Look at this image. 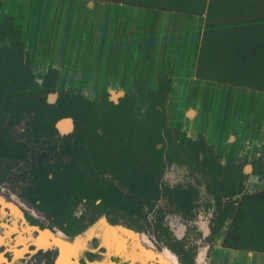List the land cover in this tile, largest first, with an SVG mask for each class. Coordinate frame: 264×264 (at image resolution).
Here are the masks:
<instances>
[{"label":"flooded vegetation","instance_id":"af4514ba","mask_svg":"<svg viewBox=\"0 0 264 264\" xmlns=\"http://www.w3.org/2000/svg\"><path fill=\"white\" fill-rule=\"evenodd\" d=\"M34 79L36 81L35 74ZM59 90L62 89L56 87L54 92L47 94L49 109L56 116L52 128L30 132L23 130L27 142L44 146L42 152H31L24 158L18 170V176L24 181L20 182L19 196L25 206L15 208L9 196L0 192V264H173L168 259V252L160 247V239L149 233L153 241L149 243L141 237L145 233L140 220L147 223L146 213L142 211L141 203L121 190V187H127L142 194L153 187L156 192L165 169L173 163L183 165L193 174L198 172L205 176L200 182H205L204 187L213 196L208 211L205 208L196 210V206L201 205L196 202V186L191 190L186 186L180 190L183 195L180 212L188 225L191 228L197 226V217L204 215L202 223L204 238L207 239V264L211 261L212 252L219 248L264 252V172L257 170V161H252V169L245 171L244 163L232 160L240 165L243 176L241 179L233 176L223 179L219 170L211 172L204 164L192 162L194 159L189 153L173 158V148H169L165 137L164 165L159 174L153 166V153L143 154L138 148L132 154V141L126 140L130 133L116 130L117 125L110 114L114 109L108 103L119 105L122 96L115 101L105 93V101L104 93L100 98L93 99L80 94L92 102H56ZM72 103H90L87 106L89 111L106 112L100 121L102 128L93 123L94 119L84 124ZM135 105L138 111L146 112L150 103L144 104L135 99ZM33 110L27 108L22 111L26 114L24 128L28 126L27 121L33 118ZM166 121L171 135L181 132L185 140L188 139L185 131L169 123L167 114ZM5 142L11 146L0 159L16 151L12 139ZM156 146L161 148L162 143H156ZM205 152V149L199 150V161H203ZM212 154L222 166L231 160L223 163L214 148ZM256 182L263 188L258 192L249 191V186ZM100 193L106 197H101ZM162 194L164 191H157L156 200ZM255 202L257 205H254ZM80 204L83 209L77 212ZM63 218H77L83 227L70 232L56 221ZM97 220H101L106 228L91 230L88 243H82L79 240L81 234ZM62 223L71 230L74 227L64 220ZM204 231L197 229L198 234ZM166 233L171 240H177L170 232ZM56 238L63 244L55 242L53 239ZM167 239L161 241L162 244L174 252ZM192 248L184 249L190 251ZM189 254L192 263L197 264L192 253ZM180 262L185 264L181 258Z\"/></svg>","mask_w":264,"mask_h":264},{"label":"crops","instance_id":"0c3cea01","mask_svg":"<svg viewBox=\"0 0 264 264\" xmlns=\"http://www.w3.org/2000/svg\"><path fill=\"white\" fill-rule=\"evenodd\" d=\"M5 16L13 17L39 83L55 68L59 89L115 101L127 94L146 104L168 75L172 126L203 138L223 163L264 166V93L195 75L204 14L122 0H0V23ZM209 264H264V252L219 248Z\"/></svg>","mask_w":264,"mask_h":264},{"label":"trees","instance_id":"16d2710c","mask_svg":"<svg viewBox=\"0 0 264 264\" xmlns=\"http://www.w3.org/2000/svg\"><path fill=\"white\" fill-rule=\"evenodd\" d=\"M122 1L145 7L204 14L195 75L216 82L264 91V0ZM6 37H10L9 45L0 47V157L6 155L10 149L11 145L2 137H6L9 128L14 125L17 113L27 108L34 109L33 118L27 121L28 126L23 129L27 132L49 130L56 118L55 113L49 109L47 94L56 90L57 70L51 68L45 72L41 84L35 81L28 54L20 40V32L13 25L11 16H5L0 23V42ZM170 88L171 78L168 75L161 76L158 87L147 94L150 106L146 112L138 111L135 97L127 94L120 97L119 105L108 103L114 109L110 114L117 125L116 130L130 133L126 140L132 141V154L138 148L143 154L153 153V166L160 174L164 165L162 156L166 137L169 148H173V158H180L182 153H189L194 159L192 162L204 164L211 172L219 170L223 179L229 176L241 179L243 174L240 165L232 160H229L226 166L220 165L213 157L212 145L204 139L194 140L188 137L185 140L184 133L175 132L174 136L170 134L165 111V100ZM106 98L104 93L103 99ZM56 102L92 101L62 89L59 90ZM88 104L72 103V107L78 110L77 115L84 124L94 119L93 123L102 128L100 121L107 113L103 110L89 111ZM69 113L75 115L73 111ZM159 142L162 143L161 148L156 146ZM200 149L206 150L202 162L198 160ZM256 165L260 173L264 172V166L260 162H256ZM99 195L106 197L104 193ZM254 205H257L256 202ZM63 220L74 226L72 230L63 225ZM56 221L70 232H76L83 227L81 220L77 218ZM169 246L185 264H193L189 252L176 244L169 243Z\"/></svg>","mask_w":264,"mask_h":264},{"label":"rangeland","instance_id":"374dc122","mask_svg":"<svg viewBox=\"0 0 264 264\" xmlns=\"http://www.w3.org/2000/svg\"><path fill=\"white\" fill-rule=\"evenodd\" d=\"M223 87L226 86L223 85ZM50 96L51 94L49 97ZM25 116L26 114H24V112L17 113L14 117V125L9 128V135L2 137L5 141L12 139L16 145V151L12 153V155L0 159V192L2 191V194L9 196L11 202L14 204L13 206L16 205L15 208L25 206L19 196L20 182L23 183L24 181L21 176H18V170L22 167L24 158L28 157L31 152L39 153L44 149L42 144L27 142L23 137ZM204 177L198 172L194 174L189 172L181 164L173 163L165 169L161 177L162 180L158 184L159 187L157 186L156 188L158 193L164 191V194L157 200L155 197L157 191L155 192L153 187L147 188L142 194H137L127 187H121L124 194L141 203V209L146 213L147 218L145 220L148 224L143 222L144 220H140L143 225V233H145L141 235V237L146 239L149 243L153 242L151 239L152 236L164 242L168 238L166 232H170L171 235L177 239L171 240L169 237L167 240L170 243L181 246L183 249L187 247L191 248V246L194 247V249L192 248L190 251L184 250L192 253V257L197 264H207L208 262L207 253L205 251L207 239L204 238L205 231L202 223L204 222L202 219L204 215L201 214L197 217V226H192L191 228V225H188L187 221L184 220V215L180 212V210H182L181 203L183 200V195L180 190L185 186L190 190L196 186L198 190V199L196 202L201 204L196 206V210L205 208V210L208 211L207 207H211L208 206V204L212 203L213 196L207 187H204L205 182H200L204 181ZM205 179H207V177ZM262 188L260 184L256 182L249 186V191L258 192ZM82 209L83 206L80 204L77 212ZM98 228H106L101 220H97L95 223L90 224L81 234L79 240L84 244L88 243L90 231L93 229L97 230ZM153 228L154 232L152 231ZM197 229L198 231L201 229L204 232H199L198 234ZM149 233H151L152 236H150ZM161 241L159 242L160 247H163V251L166 253L168 252V259L171 260L173 264H181L180 256L170 249L167 250ZM160 247L157 246L158 249Z\"/></svg>","mask_w":264,"mask_h":264},{"label":"water","instance_id":"95a60500","mask_svg":"<svg viewBox=\"0 0 264 264\" xmlns=\"http://www.w3.org/2000/svg\"><path fill=\"white\" fill-rule=\"evenodd\" d=\"M220 84H223V83H220ZM224 84H226V83H224ZM230 86H233V85H231L230 84ZM236 86V85H235ZM238 87V86H237ZM242 88H246V89H248L249 87H242ZM249 90L251 91V92H259V93H264V91H261V90H257V89H252V88H249ZM55 242H57L58 244H60V243H62L63 241L62 240H58V238H56V239H53ZM63 244V243H62Z\"/></svg>","mask_w":264,"mask_h":264},{"label":"bare ground","instance_id":"6f19581e","mask_svg":"<svg viewBox=\"0 0 264 264\" xmlns=\"http://www.w3.org/2000/svg\"><path fill=\"white\" fill-rule=\"evenodd\" d=\"M179 18V17H178ZM181 18V17H180ZM180 20V19H179ZM184 21V20H183ZM182 20H181V22H183ZM178 21H174L173 23H177Z\"/></svg>","mask_w":264,"mask_h":264}]
</instances>
